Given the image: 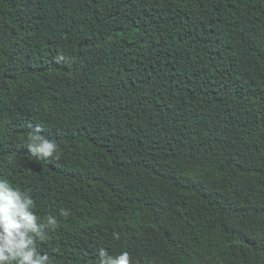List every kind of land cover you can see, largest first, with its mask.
I'll list each match as a JSON object with an SVG mask.
<instances>
[{
  "label": "trees",
  "instance_id": "obj_1",
  "mask_svg": "<svg viewBox=\"0 0 264 264\" xmlns=\"http://www.w3.org/2000/svg\"><path fill=\"white\" fill-rule=\"evenodd\" d=\"M0 180L56 217L53 264L87 226L157 264L264 263V0H0Z\"/></svg>",
  "mask_w": 264,
  "mask_h": 264
},
{
  "label": "clouds",
  "instance_id": "obj_2",
  "mask_svg": "<svg viewBox=\"0 0 264 264\" xmlns=\"http://www.w3.org/2000/svg\"><path fill=\"white\" fill-rule=\"evenodd\" d=\"M27 147L35 155L59 159V156L55 155L57 144L40 134L39 129L29 136ZM228 189L232 190L230 187ZM234 195L237 202L233 216H238L242 214V199L237 191ZM259 197L264 203V191ZM34 208L35 201L29 192L13 187L7 180H0V264H53L52 255L43 249L42 245L49 240L51 231L58 226V221L52 215L41 221ZM60 215L67 217L69 210L62 208ZM116 229L120 232L118 224H116ZM120 234L126 239L125 235L121 232ZM77 237L80 240V247L77 251L79 264H157L163 262L156 252L144 249H140V255L136 258L128 251L110 252L108 249L110 240L104 236H97V230L93 226L82 229ZM113 238L118 240L119 233L114 232ZM259 246L264 249V242H259ZM90 250L94 251L97 258L94 263L88 261ZM240 257L241 254L236 249H226L217 252L213 260L221 264H264L252 260L240 261ZM61 262L56 264L64 263Z\"/></svg>",
  "mask_w": 264,
  "mask_h": 264
}]
</instances>
